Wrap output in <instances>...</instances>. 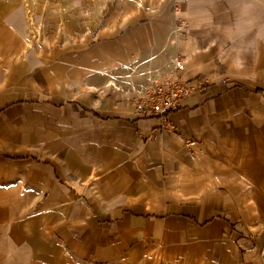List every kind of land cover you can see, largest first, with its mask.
Listing matches in <instances>:
<instances>
[{
  "label": "crops",
  "instance_id": "1",
  "mask_svg": "<svg viewBox=\"0 0 264 264\" xmlns=\"http://www.w3.org/2000/svg\"><path fill=\"white\" fill-rule=\"evenodd\" d=\"M189 1L193 42L174 53L211 86L169 114L174 132L118 89L129 65L173 53L160 51L173 21L59 54L14 49L0 70V264H264V0Z\"/></svg>",
  "mask_w": 264,
  "mask_h": 264
},
{
  "label": "rangeland",
  "instance_id": "2",
  "mask_svg": "<svg viewBox=\"0 0 264 264\" xmlns=\"http://www.w3.org/2000/svg\"><path fill=\"white\" fill-rule=\"evenodd\" d=\"M188 1L0 0V70L10 67L14 49L24 50L27 43L26 52L59 54L140 21L155 20L164 31L174 22L160 51L174 53L178 45L184 51L191 34L174 36L171 32L180 20L189 24L182 15Z\"/></svg>",
  "mask_w": 264,
  "mask_h": 264
},
{
  "label": "built area",
  "instance_id": "3",
  "mask_svg": "<svg viewBox=\"0 0 264 264\" xmlns=\"http://www.w3.org/2000/svg\"><path fill=\"white\" fill-rule=\"evenodd\" d=\"M189 24L180 20L173 29L174 36H188ZM154 58L136 62L127 67V73L121 77L122 83L118 89L127 93V100L134 108V114L139 117L157 118L160 125L158 134L174 132L175 124L169 119V114L181 107L182 101L193 95H205L209 92V81L190 83L183 72L186 67L184 54L175 52L160 64H153ZM153 130L152 133H155ZM143 130L139 131L143 135ZM149 142L151 138L149 137ZM187 144L191 141L186 140Z\"/></svg>",
  "mask_w": 264,
  "mask_h": 264
},
{
  "label": "bare ground",
  "instance_id": "4",
  "mask_svg": "<svg viewBox=\"0 0 264 264\" xmlns=\"http://www.w3.org/2000/svg\"><path fill=\"white\" fill-rule=\"evenodd\" d=\"M190 12V6H189V2H188V4H187V9H186V14H188ZM192 23L190 24V32L192 31ZM192 42H193V39H192V37L191 36H189L188 37V40L184 43V47L186 48V49H189V47H191V45H192ZM26 49H24L23 50V54L25 55V53H26V50L30 47V45H29V43H27L26 44ZM188 53V52H187ZM189 56H190V53H189ZM110 84H114V85H116V83L114 82V81H112V80H109L108 81Z\"/></svg>",
  "mask_w": 264,
  "mask_h": 264
},
{
  "label": "water",
  "instance_id": "5",
  "mask_svg": "<svg viewBox=\"0 0 264 264\" xmlns=\"http://www.w3.org/2000/svg\"><path fill=\"white\" fill-rule=\"evenodd\" d=\"M263 259H264V251H263Z\"/></svg>",
  "mask_w": 264,
  "mask_h": 264
}]
</instances>
